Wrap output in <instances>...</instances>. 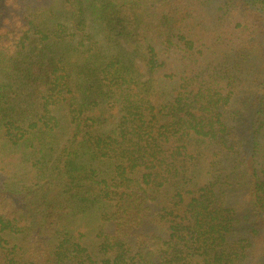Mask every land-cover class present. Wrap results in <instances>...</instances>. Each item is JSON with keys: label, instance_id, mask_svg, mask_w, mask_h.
I'll return each mask as SVG.
<instances>
[{"label": "trees", "instance_id": "1", "mask_svg": "<svg viewBox=\"0 0 264 264\" xmlns=\"http://www.w3.org/2000/svg\"><path fill=\"white\" fill-rule=\"evenodd\" d=\"M0 264H264V0H0Z\"/></svg>", "mask_w": 264, "mask_h": 264}]
</instances>
